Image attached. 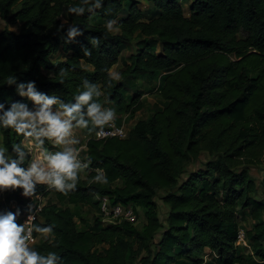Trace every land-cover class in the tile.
Segmentation results:
<instances>
[{"label":"trees","instance_id":"trees-1","mask_svg":"<svg viewBox=\"0 0 264 264\" xmlns=\"http://www.w3.org/2000/svg\"><path fill=\"white\" fill-rule=\"evenodd\" d=\"M146 1L152 6L147 18L138 0H102L100 9L83 15L67 11L80 0H0V18L20 24L17 32L0 31V138L7 162L27 171L58 149L45 137L38 143L4 126V113L13 104L32 112L39 107L20 95V84L26 92L33 83L62 111L77 103L87 81L103 93L93 101L134 116L143 92L135 91L126 103L125 79L138 73L145 82L158 81L164 101L121 139H95L87 105L74 113L73 121L83 116L85 133H93L83 152L91 164L74 191H56L55 198L94 208L95 226L78 229L69 207L45 203L34 226H52L53 232L43 237L34 231L38 242L32 250L45 257L55 252L54 264H264V190L258 198L247 169L264 163V0H191L188 15L181 0ZM108 20H116L119 31H108ZM69 26L83 33L69 40ZM136 35L141 45L121 78L112 79L122 44ZM93 38L99 43L93 45ZM58 51L64 57L52 60ZM12 76L15 83L8 85ZM77 148L72 142L62 151ZM203 150L209 155L204 164L186 171ZM96 169L104 170L106 184L93 182ZM0 191V215L16 216L27 200L23 189ZM51 191L34 184L35 194L47 197ZM97 196H107L112 205H131L136 216L140 208L144 221L102 223ZM156 198L167 207L163 220ZM241 214L253 221L245 229L249 249L235 243ZM16 223L21 225L20 219ZM205 251L211 263L203 262Z\"/></svg>","mask_w":264,"mask_h":264},{"label":"clouds","instance_id":"clouds-1","mask_svg":"<svg viewBox=\"0 0 264 264\" xmlns=\"http://www.w3.org/2000/svg\"><path fill=\"white\" fill-rule=\"evenodd\" d=\"M102 7V0H80V4L69 7V14L83 15L86 11L94 12ZM67 20L62 21L57 31L64 27ZM116 20H108L106 28L108 31H119ZM83 32L74 26H69L67 36L69 40ZM67 42V41H66ZM92 44L96 45L99 41L92 39ZM91 55L85 51V56ZM64 70H61L63 76ZM112 79H119L115 73L110 74ZM15 77H9L7 84L15 83ZM85 91L76 96L77 103L71 107L62 106V111L53 112L51 106L56 103L53 98L46 97L34 90L33 83L27 85V91H21L20 95L27 96L39 108L35 111H29L24 105L13 104L11 109L4 113L3 124L6 128L13 129L17 135L23 134L26 137H35L38 143H42L41 137L52 141L54 145H61L69 142L67 138L71 134V121L77 119L74 113L79 114L80 108L87 105V116L96 131L98 138L105 135V126L114 124L116 113L114 109L105 108L98 101H93V96L99 98L103 95L97 84L89 85L84 82ZM23 89L24 85H18ZM3 105H0L2 108ZM77 127L87 128L88 121L83 116L77 120ZM18 150V149H17ZM3 149H0V188H22L23 195H32L34 184H46L49 188L67 195L74 191L78 180V174L88 169L91 160L81 163L77 156L79 152L72 149H66L63 152H56L53 155H44L40 164L33 163L25 171L17 166L16 161L7 162ZM96 175L93 182L106 184L107 176L103 169H96ZM30 216L28 221L23 225L16 223V216L13 213L0 215V264H54L58 256L55 252H49L47 257L40 255L37 251L32 250L29 241L32 240V232L36 231L43 236H49L53 232L52 226L39 227L33 226Z\"/></svg>","mask_w":264,"mask_h":264},{"label":"rangeland","instance_id":"rangeland-1","mask_svg":"<svg viewBox=\"0 0 264 264\" xmlns=\"http://www.w3.org/2000/svg\"><path fill=\"white\" fill-rule=\"evenodd\" d=\"M138 1H139V6L143 10L144 17L147 18L152 9L151 3H149L146 0H138ZM190 1L191 0H181V6H182V9L185 15H188L187 6L190 3ZM122 15H123V12L120 13V16ZM19 25H20L19 23H15V24L6 23L2 18H0V31L3 29H8L10 31L17 32L19 30ZM112 32H115V31H112ZM141 43H142L141 37L136 35L131 42L122 44L119 60L110 69L111 74L115 73L116 75L119 76V79L121 78L120 71L124 69L125 65L130 61V56L136 52V50L139 48ZM156 50H159L158 46H156ZM63 57H64V54H62L61 51H58L57 54L51 56V59L56 60V59H61ZM125 83H126L125 85L126 86V89H125L126 103L129 101V97L135 91L143 92V95L141 96V100H142L141 109L137 111L134 116H130L127 112L124 111V109H118L113 104H110L104 101H100L99 103H101V105L105 108L114 109L116 113L115 121L116 122L118 121L117 123L123 122L125 125V128L129 130L137 120L145 119L149 114H151L155 110L162 108L164 101L156 90L158 87V81L153 80V81L145 82L144 80L140 79L139 74L136 73V75L132 79L126 78ZM21 91L25 92V88H23ZM51 110L53 112L61 111V109L53 105L51 106ZM75 121L76 122H74L73 120L71 121V124L73 127L71 130L70 136L67 138L69 142L65 144L57 145L58 149L54 150L50 154H55L56 152H63L62 149L66 147L69 148V145L72 142L75 143L77 147H80L83 144H85V141L89 136H92L93 133H90V134L85 133V131L88 130L87 128L77 127L76 126L77 120ZM0 149H3L2 144H1V138H0ZM3 150H4L3 155L5 159L7 160L9 157V153L5 149ZM208 157L209 155L207 151L205 150L201 151L197 160L187 163V165L185 166L186 171H190L192 169L201 167L204 164V162L208 159ZM263 166H264V163H261L260 165H256V166L255 165L247 166L248 171L253 176L255 183L259 189L258 193L256 194L258 198L261 196V193L264 190L263 185L260 183V180L263 175V169H262ZM86 174L87 173L85 170L81 171L78 174V180L83 179L86 176ZM115 184L120 185L121 182L117 181L115 182ZM52 190L53 191H51L46 197V203H57L58 207L60 208L69 207L74 214L78 229H81V230L88 229V228H92L95 226L94 222H95L97 213L94 208L88 205H84V204L72 205L66 202L58 203L56 202V198H55L56 190L54 189ZM156 201L158 203L159 218L163 220L165 217V212H166L167 207L162 203V201L159 198H156ZM239 220L241 223V227H243L244 229L251 228L253 224V221L246 214H241L239 216ZM143 221H144V218L142 215V211L140 208H137V216H136V221L134 222V225H137V226L141 225ZM202 256H203L204 263L212 262V258L208 254L207 251H205Z\"/></svg>","mask_w":264,"mask_h":264},{"label":"built area","instance_id":"built-area-1","mask_svg":"<svg viewBox=\"0 0 264 264\" xmlns=\"http://www.w3.org/2000/svg\"><path fill=\"white\" fill-rule=\"evenodd\" d=\"M96 129L93 136L95 139L105 140L108 138H125L128 134V129L125 128L124 123L114 124L112 126H105L104 133L105 135L98 138L96 136ZM86 149L85 144L78 147L74 152H79L77 159L83 164L84 160V150ZM82 153V154H81ZM4 193L0 191V199H3ZM26 203L21 206V209L18 214H16V218L20 219L21 225L25 224L28 221L30 216L34 217L32 220V225L34 226L35 222L39 219L40 211L46 203V197L33 193L32 195L25 196ZM99 200V216L100 220L104 224H119L122 221H128L134 223L136 221V215L134 213L133 207L131 205H124L121 203H116L112 205L107 196L96 197ZM12 208H15V205H11ZM38 242V235L32 232V240L29 241L30 247L32 248ZM236 245L241 247H246L249 249L246 236L245 229L243 227H239L236 235Z\"/></svg>","mask_w":264,"mask_h":264},{"label":"crops","instance_id":"crops-1","mask_svg":"<svg viewBox=\"0 0 264 264\" xmlns=\"http://www.w3.org/2000/svg\"><path fill=\"white\" fill-rule=\"evenodd\" d=\"M25 197V195H23Z\"/></svg>","mask_w":264,"mask_h":264}]
</instances>
